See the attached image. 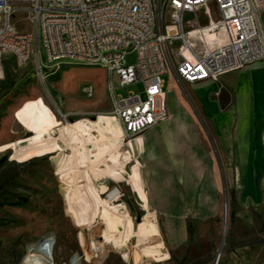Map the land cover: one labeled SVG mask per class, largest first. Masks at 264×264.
Listing matches in <instances>:
<instances>
[{"label":"rangeland","instance_id":"obj_1","mask_svg":"<svg viewBox=\"0 0 264 264\" xmlns=\"http://www.w3.org/2000/svg\"><path fill=\"white\" fill-rule=\"evenodd\" d=\"M12 20L20 32L34 33V40L28 64L21 66L12 57H6L1 65L0 161L3 157H7V161L0 167V264H19L25 257H32L34 243H44L49 239L54 245L56 264H264V204L247 209L243 190L239 188V174L224 171L227 159L221 154L210 120L202 114L190 94L194 93L193 89L186 84L178 86L170 75L165 77L166 97L168 102L172 100L177 105L175 116L168 109L169 119L162 123H168L170 118L174 120L167 136H205L208 144L202 155L181 158L180 164L190 167L197 162L205 166H220V172L205 173L202 205L199 199L197 203L192 202L188 205L185 219L171 222L175 236L172 243L165 237L167 222H159L160 238L166 242L169 254L162 261L135 260L140 257L141 246L138 224L148 211L138 192L126 179L117 181L99 171L94 174L104 199L107 186L120 187V199L128 203L129 219L135 234L126 243L118 241L112 236L109 226L100 222L99 214L90 224L83 223L55 164L60 154L71 152L62 141L63 132L71 122L81 117L92 120L112 118V98L107 89L110 74L102 66L65 64L49 77L51 96L44 99L35 70V27L24 11L15 13ZM262 22L264 24V14ZM172 48L177 57L178 43L174 42ZM43 59L46 61L45 54ZM136 60V52H131L126 57V64H135ZM53 63L47 61L46 65ZM113 82L118 87V76L114 75ZM87 89H91V96H87ZM179 92L181 95L184 93L190 115L179 102L182 98ZM117 93L126 97L129 93L141 94L145 98L140 85L117 88ZM225 95L227 99H232L231 93ZM57 102L69 115L70 124L60 120ZM191 120H195L194 126ZM184 121H187V132ZM132 140L127 142L133 144ZM135 140L130 165H139L142 186L147 195V181L143 174L146 175L149 156L148 152L139 153V143ZM15 163L20 164L16 169L18 175L8 180ZM130 172L131 168L127 166L124 175L128 177ZM107 203L115 205L116 201L107 200ZM194 207L205 209L203 219H194ZM25 227L32 230L28 238L18 237L7 243L12 234ZM38 260L43 264H52L51 257L41 256Z\"/></svg>","mask_w":264,"mask_h":264},{"label":"built area","instance_id":"obj_2","mask_svg":"<svg viewBox=\"0 0 264 264\" xmlns=\"http://www.w3.org/2000/svg\"><path fill=\"white\" fill-rule=\"evenodd\" d=\"M208 5L215 7L216 17ZM18 11L26 12L35 27L41 96H51L49 77L65 64L102 66L110 74L112 115L121 122L122 137L133 141L169 119L167 75L178 86L218 81L226 72L264 61V0H0V72L6 57L18 65L32 58L34 33L16 28L12 18ZM131 52L137 60L129 65ZM47 61L54 63L47 66ZM132 85L142 86L145 98L117 93ZM86 94L91 96V89ZM133 106H140V113H133ZM56 108L66 123L68 115L58 102ZM107 191L122 198L118 185Z\"/></svg>","mask_w":264,"mask_h":264},{"label":"crops","instance_id":"obj_3","mask_svg":"<svg viewBox=\"0 0 264 264\" xmlns=\"http://www.w3.org/2000/svg\"><path fill=\"white\" fill-rule=\"evenodd\" d=\"M185 84L193 89L194 93L190 92L193 100L211 122L221 154L227 159L224 171L239 174L245 206L251 210L264 204V61L226 72L218 81ZM226 93H231L232 99H227ZM179 96L182 97L179 102L190 115L184 93L179 92ZM176 105L172 100L168 102L173 116ZM194 121H190L192 126ZM186 122L183 125L187 132ZM173 124L174 120L170 118L168 123L149 129L135 140L139 143V153L148 152L149 156L147 172L143 174L147 195L139 165H130L134 141L132 144L124 140L121 125L115 118L92 120L81 117L71 122L62 136L71 152L65 154L64 151L55 164L79 219L90 224L99 214L100 222L109 226L112 236L122 243L135 234L128 203L118 198L115 205L108 204L95 183L94 174L99 171L117 181L128 180L148 211L141 217L137 230L141 246L140 257L135 260L142 262L146 259L162 261L169 257L167 244L160 238L159 222H167L165 237L174 242L171 222L185 219L192 202L197 203L199 199L202 205L205 173L220 172L219 165L205 166L196 162L189 167L180 164L181 158L202 155L208 144L205 136H167ZM152 150L154 154L151 155ZM127 166L131 168L128 177L124 175ZM190 172L192 174L188 175ZM194 208V219H203L205 209Z\"/></svg>","mask_w":264,"mask_h":264},{"label":"bare ground","instance_id":"obj_4","mask_svg":"<svg viewBox=\"0 0 264 264\" xmlns=\"http://www.w3.org/2000/svg\"><path fill=\"white\" fill-rule=\"evenodd\" d=\"M207 7H208L207 10L209 11V14H212L213 16L216 17L217 16V12L215 10V7L213 5H208ZM21 66H23V65H21ZM133 113H140V106H133ZM68 117H69V115H68ZM110 117L117 119L113 115H110ZM65 124H70V122L67 120V122ZM130 139L131 138H126V139L124 138V140H126V141L130 140ZM115 196H116V198H118V194L111 193L108 196L106 195L105 199L108 200V201L114 202L113 198ZM29 225H27V226L29 227ZM28 227L27 228L25 227L22 230H17L14 234H12L9 237V240H8L7 243L13 242V240H15V239L17 240L19 238L20 239H24V240L26 238H28L29 234L32 232V230L30 228H28ZM50 241H51V239L45 241L44 243H38V242L34 243V247H33V250H32V257H25L23 260H21V262L19 264H43L41 261L38 260V258H41V256H43V257H51L52 258L51 263L52 264H56V260H55V257H54V245Z\"/></svg>","mask_w":264,"mask_h":264},{"label":"trees","instance_id":"obj_5","mask_svg":"<svg viewBox=\"0 0 264 264\" xmlns=\"http://www.w3.org/2000/svg\"><path fill=\"white\" fill-rule=\"evenodd\" d=\"M13 58V57H12ZM14 59V58H13ZM15 60V59H14ZM16 61V60H15ZM7 161V157H3L2 160L0 161V167L3 165V163H6ZM20 164H13L12 167L14 169V171H12V174L11 176L8 178V180H11V179H14L17 175H18V171L16 170L17 167L19 166ZM2 188V185H0V189ZM234 217V216H233Z\"/></svg>","mask_w":264,"mask_h":264},{"label":"water","instance_id":"obj_6","mask_svg":"<svg viewBox=\"0 0 264 264\" xmlns=\"http://www.w3.org/2000/svg\"><path fill=\"white\" fill-rule=\"evenodd\" d=\"M227 211H228V202L225 203V215H227ZM226 225H227V220H226Z\"/></svg>","mask_w":264,"mask_h":264}]
</instances>
